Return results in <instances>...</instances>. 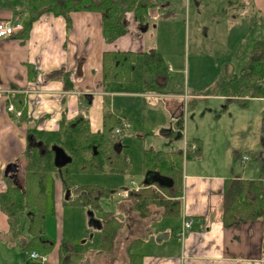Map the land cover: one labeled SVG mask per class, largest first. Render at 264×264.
Segmentation results:
<instances>
[{"label":"crops","instance_id":"1","mask_svg":"<svg viewBox=\"0 0 264 264\" xmlns=\"http://www.w3.org/2000/svg\"><path fill=\"white\" fill-rule=\"evenodd\" d=\"M156 1L157 3L148 13L147 22L156 16H160L161 20L175 16L171 9V2ZM226 1L230 12L233 9H240L238 0ZM27 6L28 0H0V19L9 18L14 13L25 16ZM224 12L223 8L222 13ZM70 19L71 25L67 29L62 16L43 14L32 24L26 36L18 31L12 36L0 39L1 168L22 156L27 146L35 142L28 140L27 123L20 124L18 119L10 116L7 110L6 100L11 93L24 94L27 113L32 118H38L44 114L50 115L40 126V129L48 131L57 129L63 113L67 121L81 115L89 121L92 132L101 131L103 111L107 104L112 114L131 124V128L127 131L128 136L122 139L120 148L123 153H126L128 160L129 154L125 152V145L133 138L142 143L140 147L143 151L153 150L172 154L174 151L182 150L181 190L174 194L175 197L172 196L173 190L167 191L165 186H162L163 188L158 186L156 180L160 178L157 174L149 172L145 174L144 163L143 166L140 164L141 168L133 171L134 175L143 177L141 183L135 180L129 181V185L133 182L134 187L140 186V189L156 191L171 203L177 200L179 212L164 215L162 214L163 206H168L170 203L162 205L154 202L150 207L156 212L139 220L136 218L138 213L134 212L135 208L132 210L129 205L135 199H130L129 202L128 199L123 200L121 213L124 223L121 227V235L111 251L101 253L99 250L100 232L98 250L94 251L86 240L79 242L83 243L84 250L74 259L75 262L94 264L92 261L95 258L98 264H125V262L128 263L127 254H133L134 264H264L263 221L261 219L244 220L238 224L225 226L221 218L227 181L253 179L259 180L258 182L264 185V172L259 178H249L248 167L242 170L237 167L229 170L225 162H222V157L217 156L216 153L209 164H206L203 159L212 153L204 148L210 142L205 140L202 132L204 119L213 118L215 123L222 121V115L226 116L233 108L225 106L218 110L216 104L210 103L207 107L216 109L215 113H211L209 108L201 112V118L193 114V116L190 115L191 119L189 115L185 117V110L181 119L182 128H180V109L183 104L187 109L188 98H185L186 102H184L183 93L174 91V85H170L174 64H171L170 56L161 50L158 52L155 43L157 42L155 32L157 26L148 24L146 31L141 32L139 25L132 20V14L128 13L127 33L113 43H106L102 36L101 15L98 12H71ZM19 20L22 21V19ZM166 24L168 21L162 23L158 32L167 30ZM149 50L157 51L165 62L166 72L162 71L156 75L157 82L162 83L160 88H148L144 85V52ZM122 51H129L134 55V66L129 73L132 80L103 81V53ZM27 65H33L37 71L34 80L28 77L31 74L28 73ZM55 71L61 72L53 76L52 73ZM177 71H179L178 68ZM65 72L67 76L63 78L62 75ZM222 75L224 76L225 72L222 71ZM64 80L72 85L71 89L65 88ZM238 82L241 83L239 89L230 96L227 94V88L224 92L215 90L208 97L204 93L201 94V89H192L191 93L189 91L188 104L191 100H196L194 101L196 105L190 110V114L194 113V110L197 113L200 112L204 100L218 101V105L226 100L237 107L238 120L243 125L257 126L261 113L259 107L264 108V97H252L248 85L244 84L240 78ZM168 85L171 86L170 89L167 88ZM253 102L256 105L250 108L249 105ZM232 117L230 114L229 119ZM262 127L264 129V121ZM239 129L237 125L235 130L238 132ZM132 136L135 137L131 138ZM185 143L188 148L194 145L195 150L199 143L200 155L197 158L188 156L187 151L190 150L183 151ZM243 155H247V152L240 153L237 160L248 161L249 156L243 161ZM96 175L105 176V181L94 185H102L109 189H115L114 184L121 181L120 175ZM47 187L49 190V183ZM52 194L54 198L52 213L55 212L56 206L64 205V208L78 210L83 207L63 203V189L58 179L53 183ZM115 197L116 193L110 195L109 199L112 200ZM172 204L169 209L175 210L176 205ZM46 209H51L50 203H47ZM4 218L6 220L5 216ZM184 218L191 219L192 225L183 238H180L178 231ZM56 222L60 227L59 235L56 239L47 236L52 241V247L45 252L46 254H40L47 257L46 262L31 259L29 252L23 250L20 241L25 234L16 235L14 238L8 231L7 224V229L0 230V259L3 256L2 259L5 260L3 264H61V240L66 239L78 244L75 241L79 237L74 233L77 231V226L75 227L71 221L67 223L66 231L63 221L56 220ZM136 238L140 240L132 241ZM20 251H23L21 257L18 255Z\"/></svg>","mask_w":264,"mask_h":264},{"label":"trees","instance_id":"2","mask_svg":"<svg viewBox=\"0 0 264 264\" xmlns=\"http://www.w3.org/2000/svg\"><path fill=\"white\" fill-rule=\"evenodd\" d=\"M156 3V0H28L25 16L14 13L13 17L22 19L21 33L26 36L32 24L43 14L62 16L67 29H69L71 12H98L101 15L103 39L106 43H113L127 33L128 13L132 14L134 22L142 26L147 22L148 13ZM261 19L264 27V12ZM147 23L150 24L149 21ZM102 58L103 81L132 80L129 76L130 70L134 66L132 52H104ZM144 60V85L148 88H160L162 83L157 82L156 75L162 71L166 72L164 60L155 50L144 52ZM27 70L29 75L31 74L28 77L34 80L37 71L33 65H27ZM60 72L55 71L52 75L55 76ZM62 76L66 77L67 72ZM240 79L248 85L252 97H264V34L254 42L245 64L240 69ZM64 81L65 88L71 89L72 85L67 80ZM25 101L24 94L11 93L8 94L6 105L13 107V111H9L10 116L15 117V112H20V115L17 116L18 122L20 124L27 123V135L32 136L35 142L41 141L43 151L38 146H27L22 156L11 161L17 163L20 169L16 174L14 172L5 174L4 172L7 164L11 162H8L3 168L0 163V212L6 217L8 231L14 238L16 235L25 234V237L20 240L24 251H37L39 254H46L45 252L52 247V241L47 237L44 229L48 200L47 186L49 183L51 192H53V183L56 179L61 183L63 193H65L63 198L65 205L83 206L100 220L101 244L99 250L101 253L110 252L121 235V227L124 223L121 213L123 200L128 199L129 202L130 199H135L129 205L132 210L135 208L134 212L138 213L136 218L139 220L156 212L150 207L154 202L162 205L170 203L168 206H163L162 214L164 215H173L179 212L177 200L172 202L176 205V209H169L173 204L152 189L143 188L137 192L132 191L134 193L131 192L126 198L110 200V195L119 189L75 183L73 174L78 172L131 173L130 162L120 149L121 141L127 135L128 130L122 129L119 133L115 132V129L122 128V119L112 114L108 110L107 104L103 111L101 131L92 132L89 121L81 115L67 121L65 113L62 114L57 129L48 131L40 129V126L50 115L44 114L38 118H32L27 113ZM179 118L180 128H182L181 114ZM53 145L61 147L70 156L71 161L62 167L56 166L54 152L51 149ZM200 152L201 145L198 143L197 150L187 151V155L198 157ZM181 156V149L172 154L154 152L153 150L144 151L145 174L148 172L157 174L162 180L161 183L156 181L158 186H165L167 191L173 190V197L176 192L181 190V176L176 173L178 165L180 173L182 170ZM95 158H99V160H95ZM258 181L253 179L227 181L226 198L221 216L225 226L238 224L244 220L261 219L264 227L262 200L264 185ZM66 191H68L67 194ZM228 195L230 196L227 197ZM111 204L116 206H109ZM139 240L136 238L132 241ZM61 241V264H79L74 259L82 254L83 243L74 244L66 239ZM127 258L128 263L125 262V264H134L133 254H127Z\"/></svg>","mask_w":264,"mask_h":264},{"label":"rangeland","instance_id":"3","mask_svg":"<svg viewBox=\"0 0 264 264\" xmlns=\"http://www.w3.org/2000/svg\"><path fill=\"white\" fill-rule=\"evenodd\" d=\"M171 2L174 17H169L166 20H161L160 16H156L153 20H149L150 25L157 26L155 32L157 34V42L155 41L158 52L159 50L171 57V64H174V70L171 73L173 90L181 91L186 95L187 109L186 115H197L201 118V112H205L210 107L208 104H216L218 110L222 107H229L231 112L226 116L221 112L222 121L214 122V119H204L202 132L207 143L204 148L207 151H212L210 156H205L203 159L206 164H209L213 155L221 156L222 162H225L227 169L248 167L250 173L249 178H259L264 172V129L262 123L264 121V108L260 109V119L257 126H245L239 119L237 107L231 101H224L218 105V101L204 100L200 112L190 114V110L196 105L194 101L189 100V91L192 89H201V94L211 95L216 91L224 92L225 88L230 96L237 91L241 85L238 82L241 67L245 64L249 53L255 41L260 39L264 34L263 21L261 16L264 12V0H238L240 9L229 11V6L226 0H163ZM236 2V0H235ZM224 8V13L222 9ZM236 13L237 15H234ZM168 21L167 30L158 32L162 23ZM145 24H148L147 22ZM182 62V63H181ZM177 68L179 71H177ZM222 71L225 75H222ZM227 75V76H226ZM243 82V81H242ZM244 83V82H243ZM245 84V83H244ZM248 84V83H247ZM168 85L167 88H171ZM183 102V99H182ZM243 102V101H242ZM231 103V104H230ZM255 103L249 105L250 108L255 107ZM211 113H215L216 109L210 108ZM256 110V109H254ZM251 112V109H250ZM180 114L183 116V109H180ZM232 118L229 119V115ZM214 117V115H213ZM17 118L16 116L14 119ZM192 118V117H191ZM190 118V119H191ZM237 125L240 127L238 132L235 130ZM135 135V133H134ZM128 135L124 138L126 139ZM135 136H132L133 138ZM182 141V139H181ZM142 143L134 139L125 145V152L129 154L130 174L111 173L120 175L121 181L114 184L115 189L120 191L124 187H129V181L135 180L141 183L143 177L133 174L134 170H138L143 166L144 151L140 147ZM212 149V150H211ZM247 152L248 161L241 162L237 160L236 154ZM126 154V153H124ZM193 158V157H192ZM194 158H197L195 155ZM99 160V158H95ZM141 164V165H140ZM176 173H180L178 165ZM108 174V173H101ZM73 179L76 184L93 185L102 184L105 181V176L96 175L90 172H78L73 174ZM105 187V186H104ZM65 193H63V198ZM125 198L116 193L113 200ZM53 194L51 185L48 190V200L51 209L47 210L45 218V233L51 239H56L60 232V227L57 221L64 222V230L66 231L67 223L75 224L77 229L74 232L79 239L75 242L79 243L86 240L94 251L98 250L100 230L88 224L87 209L80 207V210L74 208H64L65 206H56L55 212L52 213ZM7 229V222L4 215L0 212V230ZM63 230V231H64ZM23 251L19 252V257ZM3 257V256H2ZM0 259V264L5 262ZM98 264L95 258L92 261Z\"/></svg>","mask_w":264,"mask_h":264},{"label":"built area","instance_id":"4","mask_svg":"<svg viewBox=\"0 0 264 264\" xmlns=\"http://www.w3.org/2000/svg\"><path fill=\"white\" fill-rule=\"evenodd\" d=\"M23 29V22L19 19L14 18L13 16L9 17V18H1L0 19V39L4 38V37H8V36H12L14 35L16 32L21 31ZM187 96L184 95V102H186V98ZM183 109V113L185 112L186 108L185 105L183 104L182 106ZM7 110L9 111H13V107L12 105H9L7 107ZM16 116L20 115V112H15ZM121 125L122 128H117L115 129L116 133H119L122 129L124 130H129L131 128V124L129 121L122 119L121 121ZM187 143V142H186ZM186 143H185V147L183 148L184 150H190L191 152L195 151V146L192 145L190 148L186 147ZM248 159V155H243L242 156V160L245 161ZM131 184L129 185V187L123 188L122 190L118 191L117 194L119 196L122 197H128V195L132 192V191H138L140 189L139 186H133V182H130ZM263 204H264V190H263ZM192 225V220L188 219V218H184L182 220L181 226L179 228L178 231V235L180 236V238H183L185 232L191 227ZM29 257L31 259H35V260H41L46 262L47 261V257L45 255H40L37 252H29L28 253Z\"/></svg>","mask_w":264,"mask_h":264},{"label":"water","instance_id":"5","mask_svg":"<svg viewBox=\"0 0 264 264\" xmlns=\"http://www.w3.org/2000/svg\"><path fill=\"white\" fill-rule=\"evenodd\" d=\"M142 25V24H141ZM148 28V24H143L142 26H140L139 25V29H140V31L141 32H144V31H146V29ZM182 115V114H181ZM28 140L29 141H33L34 140V138L32 137V136H28ZM33 146H38V147H40L41 148V150L43 151V146H42V142L41 141H38V142H35L34 144H33ZM51 149L53 150V152H54V164L56 165V166H58V167H62V166H64L65 164H67V163H69L70 161H71V158H70V156H68L66 153H65V151L61 148V147H59V146H57V145H53L52 147H51ZM17 169H18V164L17 163H9V164H7V166H6V169H5V174H7L8 172L10 173V172H14L15 174L17 173ZM158 183H161L162 182V180L161 179H157L156 180ZM68 193V191H66V194ZM86 214H87V216H88V224L90 225V226H92V227H94V228H97V229H100V220L99 219H97L95 216H94V214H93V212H91V211H87L86 212Z\"/></svg>","mask_w":264,"mask_h":264},{"label":"flooded vegetation","instance_id":"6","mask_svg":"<svg viewBox=\"0 0 264 264\" xmlns=\"http://www.w3.org/2000/svg\"><path fill=\"white\" fill-rule=\"evenodd\" d=\"M28 136H29V135H28ZM34 143H35V142H34ZM34 143H31V144L33 145ZM19 170H20V169H19V167H18V169H17V173H19ZM10 173H11V172H10Z\"/></svg>","mask_w":264,"mask_h":264}]
</instances>
